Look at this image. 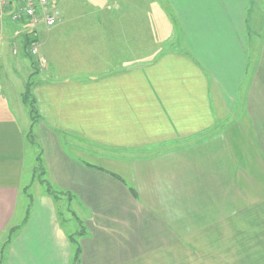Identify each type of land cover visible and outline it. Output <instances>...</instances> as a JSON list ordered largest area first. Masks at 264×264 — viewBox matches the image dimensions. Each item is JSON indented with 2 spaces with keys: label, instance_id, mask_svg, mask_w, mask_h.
<instances>
[{
  "label": "crops",
  "instance_id": "1",
  "mask_svg": "<svg viewBox=\"0 0 264 264\" xmlns=\"http://www.w3.org/2000/svg\"><path fill=\"white\" fill-rule=\"evenodd\" d=\"M79 2L0 27V264H264V0Z\"/></svg>",
  "mask_w": 264,
  "mask_h": 264
},
{
  "label": "built area",
  "instance_id": "2",
  "mask_svg": "<svg viewBox=\"0 0 264 264\" xmlns=\"http://www.w3.org/2000/svg\"><path fill=\"white\" fill-rule=\"evenodd\" d=\"M60 20V13L52 0H0V27L17 24L36 28L43 25L49 29ZM36 37V31H27ZM36 40L30 43L29 53L37 58L40 64L45 63L42 56H38Z\"/></svg>",
  "mask_w": 264,
  "mask_h": 264
},
{
  "label": "rangeland",
  "instance_id": "3",
  "mask_svg": "<svg viewBox=\"0 0 264 264\" xmlns=\"http://www.w3.org/2000/svg\"><path fill=\"white\" fill-rule=\"evenodd\" d=\"M54 1V3L56 4V6L60 9V8H67L68 6H73V7H76V5H78V6H80V0H53ZM52 1V2H53ZM254 5H253V1H252V3L250 4V7H252V8H254L253 7ZM252 12H253V9H252ZM162 24V26H164V28L162 27L161 28V30H160V36H162L163 35V37H164V39L166 40V42H165V48H171V45L172 44H168V36H169V33H170V29H169V27L167 28V24L165 23V22H162L161 23ZM42 31H44L45 32V30H44V27H42V26H39L38 28H37V32H39V33H42ZM12 34H13V31H10V32H7V31H4V30H0V38L4 41V43L6 44V49L9 51L8 52V55H12L11 54V49H12V45L9 43V38L12 36ZM246 35H247V33H246ZM44 38H45V33H42L41 34V36H40V41L38 40V42H37V45H40V43H42L43 42V40H44ZM164 40V41H165ZM19 42V43H18ZM15 44L17 45V49H18V44H20V40L19 39H17L16 41H15ZM30 48V44L28 45V49ZM38 50H40V47H39V49ZM21 54H16V55H12V57L11 58H14L15 56H20ZM27 62H29V63H31V60H30V58H28V57H26L25 56V54H23V56H22ZM33 58V57H32ZM14 60H17V59H14ZM25 76H24V74H23V72H21V76H20V79H22V78H24ZM30 159H32V156L30 157L29 156V159L27 158V160H30ZM36 175V174H35ZM41 177H42V174H41ZM25 193H27V194H32L33 193V188H30L29 190H27ZM29 197H27V196H25L24 198H23V200H25L26 201V203H27V201H29ZM24 204H23V202H19V205H18V214H19V211H21V214H22V212H23V210H22V208H24ZM59 207H61V206H59ZM21 209V210H20ZM60 213H59V218H60V221H61V223H62V225L65 227V229L68 231V232H72L74 229L72 228L73 226H72V224H71V222L69 221V220H67V216H68V214H67V212H66V210H64L63 208H62V210L60 209V211H59ZM74 227H76V229L74 230V233H76V232H78V231H80V228L79 227H77V226H74Z\"/></svg>",
  "mask_w": 264,
  "mask_h": 264
},
{
  "label": "trees",
  "instance_id": "4",
  "mask_svg": "<svg viewBox=\"0 0 264 264\" xmlns=\"http://www.w3.org/2000/svg\"><path fill=\"white\" fill-rule=\"evenodd\" d=\"M37 37H29L27 34L23 36V42H24V45L27 47L33 40H36ZM29 53V51H28ZM30 54V53H29ZM31 113L34 114V109H31ZM37 160H38V164H37V168L35 170L36 172V177L38 178L39 182L44 184L45 185V188H46V192H48L49 194L53 195L54 198H57V193L54 192L53 190H51L49 184L43 180L41 178V174H43V168H42V165L40 164V158L39 156L37 157ZM101 169V168H99ZM111 174L113 176H115L116 178H118L119 180L123 181L121 179V177L115 173H112ZM130 191L135 195V192L132 188H129ZM11 233L13 232V229L10 230ZM81 230L76 232L75 234H71L68 236V239L70 241V244L74 247L73 249V254H72V264H79V260H80V246H79V243H78V240H77V236H79L81 234ZM10 238H11V234L10 236L8 237L7 241L5 242V244H7L9 241H10Z\"/></svg>",
  "mask_w": 264,
  "mask_h": 264
}]
</instances>
